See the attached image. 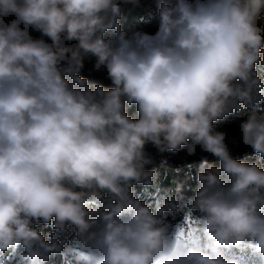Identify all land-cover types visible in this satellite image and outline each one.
<instances>
[{"label":"clouds","instance_id":"9594fccd","mask_svg":"<svg viewBox=\"0 0 264 264\" xmlns=\"http://www.w3.org/2000/svg\"><path fill=\"white\" fill-rule=\"evenodd\" d=\"M129 4L139 0H0V255L264 264V169L235 159L214 127L234 114L264 159V0H159L157 31L131 35L119 23ZM89 55L113 87L79 75ZM148 145L199 147L220 164L203 156L193 197L177 185L152 205L134 195L156 187ZM184 209L195 221L173 224Z\"/></svg>","mask_w":264,"mask_h":264},{"label":"rangeland","instance_id":"374dc122","mask_svg":"<svg viewBox=\"0 0 264 264\" xmlns=\"http://www.w3.org/2000/svg\"><path fill=\"white\" fill-rule=\"evenodd\" d=\"M169 2L174 3L175 0H169ZM158 4L159 0H139L138 5L130 4V6H125L124 11L122 12V18L119 21L122 30L128 35H131L135 31H144L150 34H154L157 31L158 27ZM135 17H139L138 21L143 22L144 24L136 25L134 23L136 19ZM108 34L110 33H106V35ZM31 35L34 39H44L46 42L50 43L49 38L46 36H42V34L38 31H33ZM94 64L95 57L91 55L85 57L83 68L84 72L90 73L89 70L93 69ZM260 67L261 69L259 71V74L257 72L256 74L260 78V80L264 82V65H260ZM90 74L99 76L103 80L109 82V80L106 79V72L104 70H92ZM260 104L264 105V99L260 100ZM214 127L217 131H224L227 133L226 143H228L231 154L235 159L243 158L244 155H247L252 151V149L249 146L244 145L242 140L240 139L239 120L235 117L234 114H230L223 119L214 122ZM232 138L236 139V144L232 143ZM146 152L151 157L152 161L155 159H159L161 155V153L151 145L146 146ZM203 156H207L208 161H219L218 159L213 158L210 154L201 152L199 147H197V154L195 156H188L187 150L182 148L179 151L170 154H167L165 152L164 160L171 164H174L175 166L184 165V167H187L203 163ZM169 220H171V217H169ZM171 222L173 224L177 222L181 223V219L180 217H176L175 220H171ZM188 223L192 222L186 221L182 224L187 227ZM0 264H16V261L12 257L8 260L1 255Z\"/></svg>","mask_w":264,"mask_h":264},{"label":"trees","instance_id":"16d2710c","mask_svg":"<svg viewBox=\"0 0 264 264\" xmlns=\"http://www.w3.org/2000/svg\"><path fill=\"white\" fill-rule=\"evenodd\" d=\"M123 11L124 8L122 9V12ZM135 18L136 19L134 23L136 25L144 24L143 22L138 21L139 17H135ZM260 65H264V50H262L261 53V62L256 65L255 70L258 74L261 69ZM79 75L88 79L89 83H91L92 81L99 82L105 89H109L113 87L110 81L107 82L99 76H94L90 73H86L84 72L83 69L79 73ZM127 114L133 119L139 118L137 113V105L135 103H133L131 106H127ZM182 149H186V148L182 147ZM165 152L167 154L173 153V151L171 150ZM165 152L161 153L159 159L153 160L152 164L146 166L149 169L154 168L156 170L157 173L155 177L156 187L146 189L144 185H136L134 188V195L136 196V198L144 200L152 205L155 204L159 196L171 195L175 193L177 185H180L182 187V191L185 193L187 197H193L199 186L197 177H198V171L200 165L202 163L187 167H184V165L175 166L174 164H171L166 160H164ZM237 160L248 163H257L259 167L264 169V159H261L259 157V154L255 153L253 150L247 155H244L243 158H237ZM208 163L210 165H215L219 167L220 161H208ZM157 189H159L158 194H157ZM186 212L187 209H184L183 211L179 212L176 215V217H180L181 223L186 222L185 221ZM196 216H198V213H193L188 221L193 223L195 221ZM37 227L40 229V231L42 232V234L45 236L46 239L48 238V234L54 231L51 227H45L43 225H38ZM68 239L70 241L71 246H76V236L74 231ZM2 257L7 258L8 260L11 259L12 257L11 251L9 250L8 252L4 253ZM47 264H77V260L73 256L65 257L63 254H54L47 261Z\"/></svg>","mask_w":264,"mask_h":264}]
</instances>
